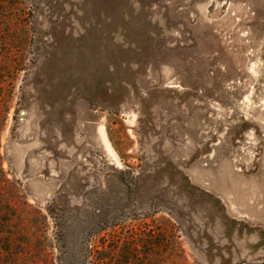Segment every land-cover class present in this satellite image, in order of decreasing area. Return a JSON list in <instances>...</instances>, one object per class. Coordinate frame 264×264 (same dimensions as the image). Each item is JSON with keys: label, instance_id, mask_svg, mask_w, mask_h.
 Masks as SVG:
<instances>
[{"label": "rangeland", "instance_id": "1", "mask_svg": "<svg viewBox=\"0 0 264 264\" xmlns=\"http://www.w3.org/2000/svg\"><path fill=\"white\" fill-rule=\"evenodd\" d=\"M0 204L17 263L53 205L73 264H264V0H0Z\"/></svg>", "mask_w": 264, "mask_h": 264}, {"label": "trees", "instance_id": "2", "mask_svg": "<svg viewBox=\"0 0 264 264\" xmlns=\"http://www.w3.org/2000/svg\"><path fill=\"white\" fill-rule=\"evenodd\" d=\"M2 205L0 204V264H23L17 263L18 257L25 254V246L27 242L22 239L23 233H20L15 227H9L11 220L9 219V213L6 210H2ZM50 215L54 218L56 231V250L57 241L60 246L63 244H70L73 238L72 229L75 228L76 218L78 217L75 213L67 211L65 208H59L51 206L49 208ZM96 227V224H91L90 220L85 225H80V234L88 235L86 244L92 240V238L98 237L101 231H90L87 228L91 226ZM106 229V228H105ZM107 230V229H106ZM98 235V236H96ZM59 246V255L56 258H52L51 253L42 246L37 252H39V257L32 260V264H73L75 257L73 255H68L64 253ZM42 251V255H41ZM51 256V257H50ZM8 259H10L8 261ZM80 262V261H79ZM76 260V263H79ZM87 264H107L106 258L104 257H93V261L87 257Z\"/></svg>", "mask_w": 264, "mask_h": 264}]
</instances>
